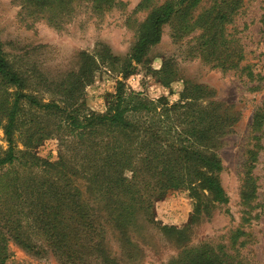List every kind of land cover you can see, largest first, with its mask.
Here are the masks:
<instances>
[{"label": "rangeland", "instance_id": "rangeland-1", "mask_svg": "<svg viewBox=\"0 0 264 264\" xmlns=\"http://www.w3.org/2000/svg\"><path fill=\"white\" fill-rule=\"evenodd\" d=\"M141 1L116 0L103 14L95 13L92 2L75 1L71 13L61 12L50 22L36 2L0 0L3 56L22 79V93L40 106L50 105L45 110L19 103L11 136L16 160L0 167V245L5 246L0 264H78L69 257L65 237L50 245L42 225L52 215H77L78 210L66 211L72 203L94 212L83 226L73 225V219L69 231L77 228V234L82 226V239L101 235L108 214L97 201L101 193L92 191L96 179L87 165L98 157L86 144L92 142L97 153L103 148L93 142L97 132L80 135L69 125L72 119L82 123L105 115L119 84L123 93L137 94L152 110L129 118L134 127L127 136L134 146L157 129L162 140L188 146L189 136L181 132L193 118L182 114L215 115L213 123L200 125L212 129V141L198 152L221 163L222 171L213 175L226 202L199 188L195 195L187 189L160 199L152 195L149 216L131 215L125 240L105 230L103 255L111 264H169L208 246L209 253L232 264H264V0H240L212 40L200 30L182 34L171 20L161 27L158 43L135 62L130 58L140 26L171 0H150L145 7ZM224 1L235 0H200L191 17L210 11L219 20ZM204 42L213 55L210 61L201 56ZM15 92L0 79V157L8 149L4 114ZM175 105L184 108L173 111ZM150 189L139 183L129 199ZM85 264L101 262L88 257Z\"/></svg>", "mask_w": 264, "mask_h": 264}, {"label": "trees", "instance_id": "trees-1", "mask_svg": "<svg viewBox=\"0 0 264 264\" xmlns=\"http://www.w3.org/2000/svg\"><path fill=\"white\" fill-rule=\"evenodd\" d=\"M29 1L36 2L44 8L46 15L49 17L48 20L54 22L61 17V12L67 15L71 13L72 3L82 0ZM87 1L92 2V9L97 14H103L104 11L109 10L116 3V0ZM199 1L171 0L155 8L138 30L137 42L130 59L135 62H140L147 49L158 43L161 35V27L171 20L175 21L178 31L182 34L188 35L200 30L203 36L208 39L211 38L212 40L213 31L216 28L220 29V26L225 22H229L230 16L240 5V0H235L228 4L224 1L220 11L226 10L227 12L224 11V14L219 20L216 17L213 18L210 11H205L197 17L192 18L191 8L195 7ZM149 2L150 0H142L140 7L148 6ZM219 44L222 45L223 42ZM202 47L201 56L206 61H210L213 55L209 52V46L204 42ZM0 79L7 85L13 86L16 90L12 105L4 114L6 117V125L3 131L6 142L8 143V149L0 157L1 167L11 165L16 160L14 154L15 148L11 136L18 115L19 103L25 100L28 104L45 110L50 108V105L40 106L34 100H31L29 96L22 93L23 81L10 68L3 56L1 45ZM183 94L182 98H184ZM182 108L184 107L175 105L171 109L175 111L181 110ZM151 111L147 103L140 99L137 94L126 95L123 93L122 87L119 84L113 103L105 115L92 116L82 123H77L73 119L70 121L69 126L72 132L80 130V135H93V133L97 132L98 138L93 142L103 148L97 153L93 150L94 144L92 142L86 144L88 147L87 151L94 152L91 155L98 157V161L96 159L94 165H87L88 168H86L94 172L96 186L92 191L101 193L99 195L100 199L97 201H101L104 204V214H108L105 224H102L105 228L99 230L100 236L95 237V234H89L82 239L81 228L84 222L89 219V214L93 215L94 210H92L93 212H87L85 207L76 206L73 203L66 211L71 210L77 212L78 210L77 215L72 216L70 214L67 217H62L58 214L52 215L46 222H42V225L48 229V241L50 245L53 246L59 239L65 237L63 243L67 244L69 257L78 264H85V260L88 257L97 258L101 264H111L108 257L103 255L105 251V230H108V232L109 230L112 232L114 230L118 233L120 239L125 240V233L132 226L133 217L131 215L144 214L146 217L149 216L153 204L150 200L152 195H155L156 199H160L166 193L180 189H187L195 195L200 189L208 192L213 200L220 203L226 202L224 192L213 175L222 171L221 163L212 156H204L198 152V149L202 148L203 145L205 147L211 144L212 141L210 136L212 129L209 130L208 128V130H204L205 127H201L200 125L207 120H209V123H213L215 115L211 111L208 114L203 111H195L192 115L193 112L191 110H187L185 114H182L181 118H186L187 116L193 118L189 122L190 127L185 129V132H181V134H187L189 136L190 145L188 146L180 145V141L176 143L173 139L167 141L162 140L163 137L159 135L158 129L149 138L146 139L144 137L139 139L137 145L134 146V141H131V137L127 136V133L134 127L129 118L133 115L141 118L142 113H150ZM213 134H215V130ZM192 142L196 143L195 145L199 146V148L192 147ZM85 157L87 159L86 163L90 164L89 156L86 155ZM126 172L131 173L130 178L125 177ZM139 183L141 185H152V189L146 195L144 193L137 199H129L131 195H134V189ZM144 195L145 198H143ZM80 208H83L86 212H82ZM56 209L60 211L65 210L62 206H58ZM83 218L84 220L82 221ZM73 219H76L73 225L77 224L76 227L82 225L77 234H75L77 228H74L73 232L69 231L70 223ZM0 247L2 250L5 248L3 244ZM78 249L79 253L74 257L73 254ZM209 252H212V249L208 246H203L201 249L187 253L169 264H232L231 262L225 261L222 257H218V254L212 255ZM234 264L240 263L236 262Z\"/></svg>", "mask_w": 264, "mask_h": 264}]
</instances>
